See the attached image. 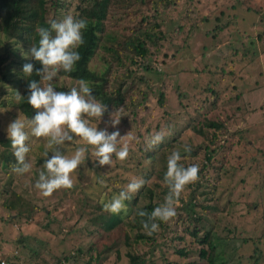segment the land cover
Here are the masks:
<instances>
[{
    "label": "rangeland",
    "instance_id": "374dc122",
    "mask_svg": "<svg viewBox=\"0 0 264 264\" xmlns=\"http://www.w3.org/2000/svg\"><path fill=\"white\" fill-rule=\"evenodd\" d=\"M130 1L135 2V0ZM143 1L144 4L141 6L138 2L132 3L138 6V10L133 14L129 13L130 16L125 23H117L116 29L113 23L110 22L109 25L105 23V33L117 30L111 37L119 35L123 27L129 28L135 23L131 29L135 28L140 14L143 16L155 14L149 7L156 0L152 3L151 0ZM156 9L159 27L166 39L159 43V52L155 48L148 49L149 53L144 61V64L151 68L149 73L144 72L151 90L148 91L137 81L125 87L124 96L127 103L133 104L139 100L144 104L135 115H132L130 109H124L126 117L120 119L117 126L121 136L129 134L121 141V144L129 145L127 159L120 161L113 155L111 166L100 167L94 162L95 158L91 152H87L83 163L72 174L71 190L62 192L60 189L61 191L52 198L44 200L47 205L42 211L49 214L47 219L39 214L34 215L33 220H27L21 217L26 215L24 210H20V215L16 210L9 212L0 206V220H8L10 224L0 223L2 250L8 244H15L16 239L21 236H26L27 242L32 244L31 235L47 237L55 227L64 234L76 222L75 207L80 196L93 199L98 197L101 187L97 183V174L114 178L115 172H120L116 169L124 166L128 171L117 176L119 180H124V186L132 177H137L141 169H149L150 165L143 162L140 156L141 150H146V144L144 146L143 143L146 137L139 138L136 134L143 133L142 126L144 123L146 125L147 121L151 127L155 122L162 125L165 121L164 126L169 125L175 137L180 138V146L173 149L180 151L182 156L180 163L184 166L197 164L199 168L202 165L207 166L198 173V200L217 210L214 212L215 216L210 215L213 211L209 210V214L205 217L206 223L212 226L215 237L222 242L223 248L219 251H223L227 256L228 264H253L252 258L256 253L250 244L252 240L260 251H264V53L261 50L264 42L256 35L257 32L264 31V0H160L157 1ZM247 9L250 11L248 12ZM253 10L256 12L254 13ZM68 14H73L71 9L61 15V19ZM191 26L193 27L189 28ZM239 34L241 37L238 36ZM102 41L106 46L110 45L109 43L113 44L108 35L102 37ZM183 45L187 46L186 50L190 53L186 58L177 51V48ZM242 46L252 51L246 57L241 55ZM96 51V57L92 62L94 66H101V56L110 60L103 49ZM253 51L257 56H252ZM127 69L138 70V67L130 66L127 61H124L121 67L112 64L113 77ZM174 69H177V72L172 73ZM64 84L70 89L78 87V84L68 81ZM1 88H4L3 91L7 90L6 85H1ZM9 93L10 91L8 95ZM131 93L135 96L134 99L131 98ZM141 93L145 94L144 99ZM159 94L163 98L161 106L156 103ZM11 98L10 93L6 108L13 106L14 101ZM162 112L168 114L165 119L161 116ZM111 113L113 111L103 115L101 121L92 118L90 125L98 127V130L107 127L110 133L117 130L108 125ZM116 115L120 118V115ZM5 118L9 117L5 116ZM9 122L4 117L0 118V127H2L0 129L6 130ZM206 122L217 124L219 129L207 128ZM197 128L201 130L198 134L195 132ZM160 130L165 138V132ZM150 132L153 134V129H150ZM167 133L169 136L170 132ZM239 137L244 138V143L248 146L243 145ZM45 144V138L28 140L30 153L36 158H41L43 162H45L43 155L46 150ZM185 145L190 146L194 151L193 157L191 155L183 157ZM82 146L84 145L75 137L72 142L59 146V150L63 155L71 156ZM55 147L48 150V158L53 155ZM140 148L141 150L138 151ZM162 154L167 158L171 153ZM207 154L210 155L208 161L205 160ZM137 161L140 163L137 164ZM159 163L161 162L155 164ZM0 180L4 181L1 175ZM1 189L0 185V204L8 195L1 193ZM17 192L20 193V190ZM186 194L188 192L184 190L180 198L184 200ZM165 196H159L158 202L164 200ZM34 200L38 206L44 204H41L40 198ZM176 206H180V203L177 202ZM183 222L182 213L177 212L174 218L164 223V230L157 231L161 234L158 242L172 238L175 232H179L183 227ZM73 236L74 233L71 232L64 239L73 241ZM60 238L61 236L56 239L52 247L54 253L58 252L56 247L65 246L63 241H57ZM123 249L120 246L118 262L113 263V257H109L107 262L102 264H127ZM151 250L152 245L148 244H140L136 248L139 254L147 252L145 258L149 260V264H153L150 256L160 255L161 252L157 247H154L152 252ZM4 253L11 256L14 250L11 249L9 254L5 251ZM53 254L48 252L41 254L44 264H55ZM194 255L192 259L181 258L177 261L168 256V260L175 261L174 264H186V262L193 264L199 261L198 256ZM0 260L5 261V259ZM259 264H264V256Z\"/></svg>",
    "mask_w": 264,
    "mask_h": 264
},
{
    "label": "trees",
    "instance_id": "16d2710c",
    "mask_svg": "<svg viewBox=\"0 0 264 264\" xmlns=\"http://www.w3.org/2000/svg\"><path fill=\"white\" fill-rule=\"evenodd\" d=\"M157 1L160 0L154 1L153 5L149 7V9H153L155 14H148V16L140 14L141 16L135 28L131 29L135 23L129 28L128 26L123 27L119 31V35L111 37L117 30L105 33V23H108V25L110 22L113 23L116 29L117 23H125L130 16L129 13L133 14L135 10H138V6L132 3L138 2L141 6L144 4L143 0H135V2L130 0H0V118L4 117L10 122L15 120L18 115L21 118L31 119L38 111L27 103L26 98L20 99L19 102L16 99L17 93L22 97L29 94L28 84L31 80L39 81L40 79L36 75V70L42 67L41 64L30 58L26 59L25 54L29 52L32 45H38L37 27H50L52 20H61V15L69 9L72 10L74 17L84 18L88 21L87 29L83 33L85 43L77 49L80 60L76 63L74 70L70 73H59L57 78L52 81L53 87L56 91H69L70 87L64 84L65 81L78 84L77 82L83 79L89 83L97 100L107 105L108 110L104 115L113 111L120 115V119H122L126 117L124 109H130L132 115H135L139 109L143 108L144 103L139 100L133 104L132 102L127 103L124 96L125 87L137 81L143 84L148 91L151 90L149 88L150 83L144 74V72L149 73L151 68L144 64V61L148 56V49L155 48L159 52V43L166 39L157 20ZM139 11L141 10L139 9ZM247 11L250 10L247 9ZM253 11L256 12V10ZM118 14L121 16H117ZM177 30L179 29L177 28ZM106 35L110 36L113 44L105 45L102 37ZM256 35L259 40L264 42V31L257 32ZM250 41L252 42L251 39ZM100 48L108 54L106 56L110 60L101 56V66L97 67L92 62L96 57V50ZM241 48H243L242 57H246L252 52L247 47L242 46ZM186 49L187 46L183 45L177 48V51L181 52V55L186 58L190 55ZM261 50L264 53V47ZM252 54L253 57L257 56L254 51ZM124 61H127L130 66H137L138 70L127 69L113 77L112 64L115 67H121ZM25 63L34 64L31 77H26L23 73ZM174 70L172 73L177 72V69ZM138 71L141 73H138ZM1 85H6L7 90L3 91L4 88H1ZM8 91H10L11 100L14 102L13 106L6 108L10 95V93L8 95ZM141 97L144 99L145 94L141 93ZM131 98H135L133 93H131ZM156 103L158 106L162 105L163 98L161 94L158 95ZM167 115V113L162 112L161 116L165 119ZM5 116L9 118H5ZM139 121L143 122L142 120ZM144 124L142 126L144 128L143 133L136 134L139 138L144 136L148 138L162 129L165 132L163 142L166 141L151 150L138 149V151L141 150L142 161L148 163L150 167L149 169H141L137 174V177H142L146 183L130 201H125L126 212L111 214L103 208V205L109 202L125 186H123L124 180H119L117 176H121L128 170L124 166H120L116 169L120 172H115L116 176L114 178L102 177L97 174V183L101 187L98 197L93 199L88 196H80L75 207L76 222L64 234H61V230L55 227L47 237L44 235H31L32 244L27 242L26 236L18 237L20 236L18 235L17 237L20 240L17 238L15 244H8L3 250L0 247V259H5L4 262L1 260L0 262H3L2 264H44L41 254L48 252L52 255L55 251L52 247L56 243V239L61 236L60 240L57 241H63L65 246L62 248L56 247L58 252L53 254L55 264H102L106 263L109 257H113V263H116L120 258V246L124 248L123 255L127 264H149V260L145 258L147 252L141 254L136 252V248L140 244L152 245V250L157 247L161 252L160 255L150 256L152 257V263L154 262L153 264H156V262L157 264H174L175 261L181 258L192 259L195 257L194 254L198 256L199 261L197 260L193 264H228L227 256L223 254V251H219L223 248L222 242L215 237L212 226L206 223L207 218L205 217L209 214V210L213 211L210 214L212 216H215L214 212H217V210L205 205L202 200H198L197 181L186 187L185 191L187 190L188 194H186L184 200L183 198L178 200L180 206H176V212H181L182 219H184L183 227L179 232H175L174 236L165 242H158L161 237L158 232H154L152 235L146 234L141 225V220L144 218H141L137 213L142 210L150 214L156 207L164 203L163 199L158 202L159 196H165L168 193L167 186L163 184L167 158L162 153H172L173 149L179 147L181 142L180 138L175 137V133L171 131L169 125L164 126L165 121L162 125L155 122L153 127L148 121L146 125ZM205 125L207 128L219 129V126L212 122H206ZM150 129H153V134ZM167 131L170 132L169 136H167ZM200 131L198 128L195 130L197 134ZM34 138L29 134V141ZM238 139L242 141L243 145L248 146L247 143H244V138L239 137ZM28 140L26 144H28ZM143 143L145 146V142ZM182 153L183 157L194 156L193 150L190 153ZM209 157L210 155L207 154L205 160L208 161ZM26 161L31 164V170L28 173L18 175L12 171V165L16 161L12 153L11 143L7 138L5 128L4 131L0 129V175L4 179L3 182L0 180V185L2 188L1 193L8 194L4 197L5 199L0 206L9 212L16 210L19 214L21 213L20 210H24L26 215L21 217L27 220H33L34 215L39 214L47 219L49 214L42 211L47 205L44 200L49 197L52 198L61 190L54 191L49 197L42 196L34 185L39 178V173L45 171L43 168L44 162L41 158L34 157L30 152L26 156ZM139 161L141 162V159ZM158 161L161 163L155 164ZM140 162L137 161L136 163ZM205 168L207 166L202 165L199 172ZM18 190H20V193L17 192ZM67 190L69 189H62V192ZM38 198H40L41 204L44 203L42 206L36 205L34 199ZM78 208L81 209L78 210ZM0 223L10 225L9 221L4 219L0 220ZM159 229H165L163 222H160ZM71 232L74 233L73 241L65 240L64 237ZM0 235L2 234L0 233ZM3 235L5 236V230ZM250 244L252 250H255L256 253L252 258L253 264H259L264 254L262 255V250L260 251L256 246L255 241L252 240ZM11 249L14 250V254L7 256L4 251L9 254ZM168 256L174 258L175 261L168 260ZM202 259L204 260L203 263Z\"/></svg>",
    "mask_w": 264,
    "mask_h": 264
},
{
    "label": "clouds",
    "instance_id": "9594fccd",
    "mask_svg": "<svg viewBox=\"0 0 264 264\" xmlns=\"http://www.w3.org/2000/svg\"><path fill=\"white\" fill-rule=\"evenodd\" d=\"M88 21L84 18H76L71 14L65 15L61 20H52L50 27H37L39 36L38 45L31 46L25 58L32 59L41 64L36 70L39 81L31 80L28 84V95L22 97L16 94L17 102L26 98L27 103L38 110L33 118H21L20 115L7 125V138L10 140L12 153L16 163L12 165V171L18 175H24L31 170V164L26 161L31 148L26 141L29 134L37 139L45 138V171L39 173L34 187L44 197H49L59 189L73 187L72 174L78 169L86 158V153L91 152L98 166L112 165L113 155L124 161L129 155L128 143H122L125 136H121L117 126L120 118L113 112L110 114L108 125L114 129L111 133L104 129L91 126L92 118L101 121L104 113L108 110L107 105L93 95L89 83L79 80L78 87H72L69 91H56L52 81L61 72L70 73L80 60L77 49L84 41V31ZM54 33V35H53ZM34 70L33 63L23 65V73L31 77ZM87 117V118H85ZM74 136L82 147H79L71 156L61 153L59 146L66 142H72ZM164 134L157 132L146 138V150H151L162 143ZM118 144L120 147L118 148ZM53 155L48 158V150L53 149ZM184 152L190 153L191 147L185 145ZM180 151H173L167 157L166 172L163 184L167 186L168 193L164 203L156 207L150 214L139 211L141 225L147 235L157 232L160 222L167 223L177 214L176 204L182 193L189 184L199 179V165L192 164L185 167L180 161ZM142 177H132L124 188L111 200L103 205L105 211L111 214H120L127 211L125 201H130L133 196L145 185Z\"/></svg>",
    "mask_w": 264,
    "mask_h": 264
}]
</instances>
